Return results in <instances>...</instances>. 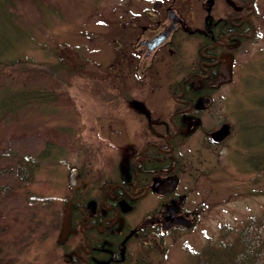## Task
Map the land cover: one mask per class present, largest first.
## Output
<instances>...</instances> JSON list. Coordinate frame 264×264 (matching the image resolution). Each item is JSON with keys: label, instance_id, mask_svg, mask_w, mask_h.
<instances>
[{"label": "rangeland", "instance_id": "obj_1", "mask_svg": "<svg viewBox=\"0 0 264 264\" xmlns=\"http://www.w3.org/2000/svg\"><path fill=\"white\" fill-rule=\"evenodd\" d=\"M48 1L52 6L46 15L32 0H13L8 5L17 25L35 36V41L20 39L14 28L7 27L12 34L8 55L52 64L61 57L65 62L58 77L43 71L23 73L20 66L11 76L0 75L1 87L10 84L56 93L52 101H33L0 118V185H4L0 262L7 264H63L57 226L65 212L63 200L71 194L69 174L86 159L101 166L100 156L93 159L94 148L106 141V135H114L109 133L110 125L120 135L129 126L127 120L115 126L112 115L124 113L130 104L125 96L129 58L124 47L114 42L124 39L123 26L113 23L125 16L130 0ZM258 31L243 44L231 79L214 97L224 110L216 107L217 114L227 115L233 133L219 145L206 144L204 132L187 141L195 144L191 157L197 172L196 199L204 209L200 223L177 234L176 250L161 264H204L218 244L234 240L248 222L264 217V169L258 168L264 156V142H259L264 134V16ZM44 41L53 52L42 48ZM156 98L167 103L161 93ZM211 121L208 113L204 124ZM12 144L14 150L38 161L34 178L25 184L8 168ZM255 157L256 167L251 160Z\"/></svg>", "mask_w": 264, "mask_h": 264}, {"label": "flooded vegetation", "instance_id": "obj_2", "mask_svg": "<svg viewBox=\"0 0 264 264\" xmlns=\"http://www.w3.org/2000/svg\"><path fill=\"white\" fill-rule=\"evenodd\" d=\"M262 16L264 0H130L113 21L124 28L114 42L129 58L130 104L112 117L115 126H129L120 135L110 125L114 135L94 148L101 166L86 159L76 168L57 226L63 264H161L176 250L177 234L200 223L195 144L187 141L204 132L206 144L219 145L233 133L214 97ZM226 63L230 75L219 81ZM208 113L211 125L204 124ZM224 124L228 134L215 140L212 132Z\"/></svg>", "mask_w": 264, "mask_h": 264}, {"label": "trees", "instance_id": "obj_3", "mask_svg": "<svg viewBox=\"0 0 264 264\" xmlns=\"http://www.w3.org/2000/svg\"><path fill=\"white\" fill-rule=\"evenodd\" d=\"M42 15L50 13L52 6L48 0H32ZM13 0H0V75H12V71L20 66L23 73L45 72L58 77L59 67L62 66L64 59L60 57L59 62L52 64L49 62L33 61L18 56L8 55L9 49L12 48V34L7 27L14 28L24 39L35 41L28 30L17 25L14 21L15 13L8 7ZM14 4V3H13ZM49 11H48V10ZM32 38V39H31ZM28 39V40H29ZM42 48L53 52L46 41L42 42ZM55 52V51H54ZM56 53V52H55ZM56 93L45 88L29 89V87L14 88L10 84L0 85V118H7L17 113L21 108L28 106L31 102L46 103L54 100ZM264 130V126H262ZM264 142V134L259 142ZM9 170L15 171L20 179L21 184L31 181L35 176L38 168V161L30 154L24 155L14 150V145L9 148ZM3 153H1L2 155ZM44 155V154H43ZM4 156V155H3ZM260 158V157H259ZM259 169H264V156ZM253 166H257L256 157L251 159ZM4 191V185H0V194ZM218 250L213 251L210 258H207L204 264H264V217L253 219L248 222L242 231L234 240L218 244ZM0 264H7L1 261ZM201 264V263H200Z\"/></svg>", "mask_w": 264, "mask_h": 264}, {"label": "water", "instance_id": "obj_4", "mask_svg": "<svg viewBox=\"0 0 264 264\" xmlns=\"http://www.w3.org/2000/svg\"><path fill=\"white\" fill-rule=\"evenodd\" d=\"M163 37H161V39H163ZM230 75V69H229V63H226L223 67V70H222V74L219 78V81H223V80H227L228 77ZM229 132V126L228 124H224L221 128L215 130L212 132V137L215 139V140H220L222 139L223 137H225ZM76 168L72 169V171L70 172L69 174V181H70V184L72 186H75V181H74V178H73V175L75 174Z\"/></svg>", "mask_w": 264, "mask_h": 264}]
</instances>
